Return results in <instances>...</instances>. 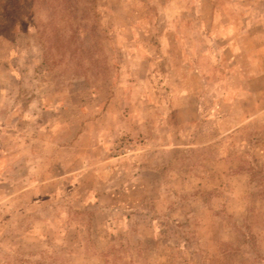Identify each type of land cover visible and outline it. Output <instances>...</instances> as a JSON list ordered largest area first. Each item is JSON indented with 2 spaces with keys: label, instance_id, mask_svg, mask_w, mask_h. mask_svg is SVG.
<instances>
[{
  "label": "rangeland",
  "instance_id": "374dc122",
  "mask_svg": "<svg viewBox=\"0 0 264 264\" xmlns=\"http://www.w3.org/2000/svg\"><path fill=\"white\" fill-rule=\"evenodd\" d=\"M0 264H264V0H0Z\"/></svg>",
  "mask_w": 264,
  "mask_h": 264
}]
</instances>
